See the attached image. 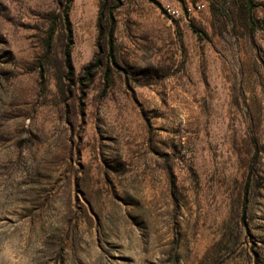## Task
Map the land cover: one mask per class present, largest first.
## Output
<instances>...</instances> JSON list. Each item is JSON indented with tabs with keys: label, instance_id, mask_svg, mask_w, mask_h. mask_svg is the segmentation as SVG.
Returning <instances> with one entry per match:
<instances>
[{
	"label": "rangeland",
	"instance_id": "rangeland-1",
	"mask_svg": "<svg viewBox=\"0 0 264 264\" xmlns=\"http://www.w3.org/2000/svg\"><path fill=\"white\" fill-rule=\"evenodd\" d=\"M0 264H264V0H0Z\"/></svg>",
	"mask_w": 264,
	"mask_h": 264
},
{
	"label": "built area",
	"instance_id": "built-area-1",
	"mask_svg": "<svg viewBox=\"0 0 264 264\" xmlns=\"http://www.w3.org/2000/svg\"><path fill=\"white\" fill-rule=\"evenodd\" d=\"M204 3H197V4H187L184 8L175 7V6H168L166 8V12L173 17L181 16L184 14H193L195 12L201 11L204 8Z\"/></svg>",
	"mask_w": 264,
	"mask_h": 264
},
{
	"label": "trees",
	"instance_id": "trees-1",
	"mask_svg": "<svg viewBox=\"0 0 264 264\" xmlns=\"http://www.w3.org/2000/svg\"><path fill=\"white\" fill-rule=\"evenodd\" d=\"M69 1H71V0H69ZM106 1H108V0H106ZM105 18L108 22H111V24H112L110 26V30H109V39L111 40V43H112L113 37H114V32H113L114 17H113L112 12H110L109 14H105L104 12L101 11L100 16H99V27H102V24H103ZM65 19H66L67 23L70 24V20H69L67 10L65 12ZM101 30H103V29H101ZM90 69H91V67H90Z\"/></svg>",
	"mask_w": 264,
	"mask_h": 264
}]
</instances>
